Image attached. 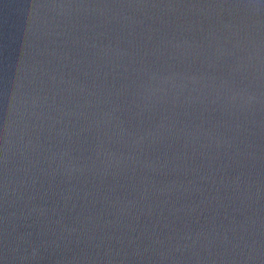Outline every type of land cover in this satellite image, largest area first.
<instances>
[{"label":"water","instance_id":"1","mask_svg":"<svg viewBox=\"0 0 264 264\" xmlns=\"http://www.w3.org/2000/svg\"><path fill=\"white\" fill-rule=\"evenodd\" d=\"M0 264H264V0H0Z\"/></svg>","mask_w":264,"mask_h":264}]
</instances>
